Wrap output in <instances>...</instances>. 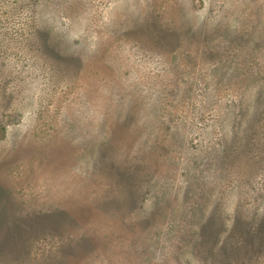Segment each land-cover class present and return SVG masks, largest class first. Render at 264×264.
Listing matches in <instances>:
<instances>
[{
    "label": "rangeland",
    "instance_id": "rangeland-1",
    "mask_svg": "<svg viewBox=\"0 0 264 264\" xmlns=\"http://www.w3.org/2000/svg\"><path fill=\"white\" fill-rule=\"evenodd\" d=\"M238 219L264 220V0H0V264H207Z\"/></svg>",
    "mask_w": 264,
    "mask_h": 264
},
{
    "label": "trees",
    "instance_id": "trees-1",
    "mask_svg": "<svg viewBox=\"0 0 264 264\" xmlns=\"http://www.w3.org/2000/svg\"><path fill=\"white\" fill-rule=\"evenodd\" d=\"M76 212H78V214H81L80 209ZM72 214L75 215L72 212L66 211L64 212L63 217L64 219L69 218L72 216ZM58 217V214H54L48 217L46 215H38L37 218L45 222L46 220L57 221L59 220ZM209 227L210 229H213V225L211 223ZM20 233L21 230L19 226L10 225L9 227H7L4 243L6 241L5 244H7L12 239L16 240L19 237ZM213 233L211 232L210 236H213V238H215V234H217V231L213 230ZM227 237L229 240H226ZM227 237L225 236L224 238H222L223 241H221V245L219 246L217 251L214 247L212 256H210V260L207 264H249L252 262L253 257H256L259 252L264 251V220L255 222L247 221L244 223L241 219H238L236 225L231 229ZM18 245L21 247L22 244L18 243ZM218 254L219 257L217 258L216 256ZM50 264L67 263L65 260L60 261V259L52 258L50 260Z\"/></svg>",
    "mask_w": 264,
    "mask_h": 264
}]
</instances>
